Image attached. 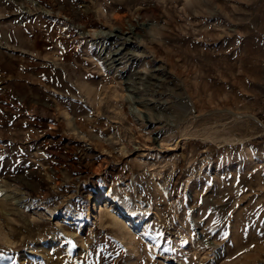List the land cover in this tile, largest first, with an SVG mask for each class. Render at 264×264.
Masks as SVG:
<instances>
[{
  "label": "rangeland",
  "instance_id": "rangeland-1",
  "mask_svg": "<svg viewBox=\"0 0 264 264\" xmlns=\"http://www.w3.org/2000/svg\"><path fill=\"white\" fill-rule=\"evenodd\" d=\"M262 111L264 0H0V264H264Z\"/></svg>",
  "mask_w": 264,
  "mask_h": 264
},
{
  "label": "bare ground",
  "instance_id": "bare-ground-1",
  "mask_svg": "<svg viewBox=\"0 0 264 264\" xmlns=\"http://www.w3.org/2000/svg\"><path fill=\"white\" fill-rule=\"evenodd\" d=\"M101 33V32H100ZM99 32H98V34H100ZM97 208L98 207H96V205L93 207V209L92 210H97ZM129 219H130V221L132 222V224L134 223V224H138L137 222H135V220L132 218V217H130L129 216ZM115 221V220H114ZM116 222V221H115Z\"/></svg>",
  "mask_w": 264,
  "mask_h": 264
},
{
  "label": "built area",
  "instance_id": "built-area-1",
  "mask_svg": "<svg viewBox=\"0 0 264 264\" xmlns=\"http://www.w3.org/2000/svg\"><path fill=\"white\" fill-rule=\"evenodd\" d=\"M260 123H261L262 127H264V111H262V113H261Z\"/></svg>",
  "mask_w": 264,
  "mask_h": 264
}]
</instances>
